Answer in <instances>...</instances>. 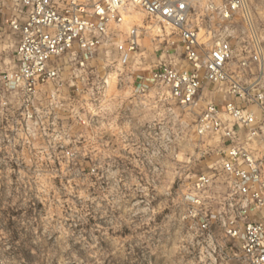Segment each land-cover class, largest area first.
Instances as JSON below:
<instances>
[{"label": "built area", "instance_id": "built-area-1", "mask_svg": "<svg viewBox=\"0 0 264 264\" xmlns=\"http://www.w3.org/2000/svg\"><path fill=\"white\" fill-rule=\"evenodd\" d=\"M0 1L9 3L8 25L18 38L12 69L0 75V86L27 109L26 126L32 123L43 133L52 127L66 159L73 153L62 146L63 123L51 111H63L67 101L100 103L111 74L138 65L142 31L136 25L125 29L126 14L141 11L170 26L182 62L160 59L130 77L137 99L165 87L186 118L192 151L213 160L182 193L181 264H264V47L254 37L249 49L237 52L209 25H202L201 38L191 20L199 6L222 22L241 14L249 23L245 0ZM122 83L118 79L116 85ZM150 149L160 154L156 146ZM97 171L90 165L91 175Z\"/></svg>", "mask_w": 264, "mask_h": 264}, {"label": "rangeland", "instance_id": "rangeland-1", "mask_svg": "<svg viewBox=\"0 0 264 264\" xmlns=\"http://www.w3.org/2000/svg\"><path fill=\"white\" fill-rule=\"evenodd\" d=\"M210 1L218 5L224 0ZM0 2L1 75L12 69L18 38L8 25L9 3ZM245 2L249 23L241 14L222 22L196 7L191 20L201 30L200 37L206 24L213 33L226 35L237 52L249 49L254 37L264 47V0ZM125 21V29L136 25L142 31L138 65L111 74L100 103L67 101L63 111H51L62 120V146L73 157L66 159L57 150L51 126L45 128L46 134L32 123L26 126L22 118L27 109L0 86V264L182 263L175 248L184 240L178 217L182 193L213 160L203 158L198 149L192 151L186 118L175 109L165 87L150 89L140 99L131 93L130 76L135 71L160 59L182 62L176 32L141 11L130 10ZM118 79L123 81L120 86ZM75 116L84 124L78 125ZM137 125L146 148L144 159L141 156L143 181H106L112 171L105 168L91 175L90 151L97 149L96 138L104 161L103 150L116 144L112 133H128ZM79 132L80 141L74 138ZM153 145L160 151L157 157L152 155ZM82 147L87 148V157L78 153ZM121 156L116 179L135 177L132 167L137 158L123 164Z\"/></svg>", "mask_w": 264, "mask_h": 264}, {"label": "crops", "instance_id": "crops-1", "mask_svg": "<svg viewBox=\"0 0 264 264\" xmlns=\"http://www.w3.org/2000/svg\"><path fill=\"white\" fill-rule=\"evenodd\" d=\"M17 42H18V40H17ZM17 42H16V45H17ZM15 49H16V47H15ZM13 63H14V56H13ZM112 120L115 122V118H112ZM79 133H77V135L76 134L74 135V138H77L78 141H80V138H82V136H83L82 132H79ZM112 134H113L112 137H116V138H113L114 140L112 139L114 142L116 141V144L114 145V143H112L110 147L106 146V150H103L104 153L107 154L105 157L106 159L104 161H103V159L100 158V156H101L100 154H102V153H100V150L98 148L99 147L98 138L95 137L96 138L95 141L92 138L94 143H97V149H95L94 147H91V151H90V153H91L90 155L92 157L91 158V165L95 164L97 166V168L100 170L105 168L108 171H112V172H109V175L106 176V181H143V176H141V174L143 173L144 170L141 168L140 163H142L143 159H144V148H143L144 147L143 146L144 138H143V133H142L141 127H139V125H137L136 130L134 129L128 133L122 132L121 135H117L115 132H113ZM90 142H92V141H90ZM117 143H120V145H117ZM86 149H85V147H82L79 150L78 153L80 154V156L87 157L86 156V154H87ZM92 150H94V151H92ZM120 154L123 155V156H121L122 157L121 162L123 164H124V160H126V159H129V161H130L131 159L135 160V158H137V161L133 162V167H132L133 171L136 170L135 177H130V176L124 177V176H122L121 179H116L117 171L119 169V161L117 159L120 157ZM141 156L143 159L141 158ZM156 246L158 247V243ZM177 246H178V244L175 246V248H177Z\"/></svg>", "mask_w": 264, "mask_h": 264}]
</instances>
